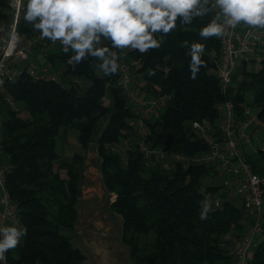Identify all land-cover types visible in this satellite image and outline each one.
Instances as JSON below:
<instances>
[{
  "label": "trees",
  "instance_id": "1",
  "mask_svg": "<svg viewBox=\"0 0 264 264\" xmlns=\"http://www.w3.org/2000/svg\"><path fill=\"white\" fill-rule=\"evenodd\" d=\"M7 3L0 0V11ZM214 14L195 18L189 25L178 21L177 28L162 37L159 49L146 54L134 50L118 53L127 61L139 60L131 70L133 88L152 92L159 87L161 93L171 96L161 117L148 123L147 141L151 145L189 154L206 149L191 131L190 122L214 123L217 105L226 98L215 76L218 37L203 40L199 36V30ZM17 29L23 41L37 33L23 17ZM184 41L205 45V66L195 80L191 79V58ZM46 45L52 43L37 42L36 48ZM260 54L256 71H247L246 62L238 64L230 92L238 111L246 99H251L257 115L254 128L258 131L264 124V49ZM70 55L59 47L56 54L50 52L42 61L61 73L60 82L34 81L23 72L4 84L0 99L2 161L8 168L7 188L19 208L21 223L28 229L20 246L9 252L10 264H85V255L63 233L64 229H72L77 220L84 161L82 153H74L69 161H58L56 138L67 128L76 131L82 150L91 142L96 145L104 186L116 195L110 208L122 219L121 239L128 246L132 264H230L222 240L226 233L242 230L245 222L241 207L229 201L201 220L206 195H224L219 186L203 183V178L211 175L210 168H147L133 146L123 162L111 147L122 150L127 122L134 114L117 87V73L104 75L94 68L98 61L91 57L73 70L66 64ZM86 82L89 84L83 86ZM105 92L108 102L103 104L100 98ZM5 97L22 106L28 116L11 110ZM60 169L65 170L66 177H61ZM142 236L149 241L140 244ZM248 264H264V238L252 250Z\"/></svg>",
  "mask_w": 264,
  "mask_h": 264
},
{
  "label": "built area",
  "instance_id": "2",
  "mask_svg": "<svg viewBox=\"0 0 264 264\" xmlns=\"http://www.w3.org/2000/svg\"><path fill=\"white\" fill-rule=\"evenodd\" d=\"M22 17L23 10L18 0H8L0 11V99L4 84L12 82L23 72L34 81L60 82L62 79L58 70L44 64L40 68L27 64L40 35L37 32L23 41L17 29ZM13 31L19 35L18 41L10 36ZM218 42L220 51L215 76L226 98L217 105L214 123L208 120L190 122L191 131L205 143L206 149L189 154L148 143V123L161 117L171 103V96L161 93L159 87H155L152 92L133 88L135 79L130 66L138 64L139 60L127 61L125 58L118 61L117 87L134 116L127 122V136L123 139L122 150L111 149L119 152L122 161L126 162L127 150L133 146L147 168L164 171L177 168L187 170L195 165L210 168L212 176H209L219 177V192L224 195L208 194L204 201L210 203V212H214L229 202V197L239 200L245 224L238 233H226L222 246L230 264H248L252 250L264 238V134L260 137L254 128L257 115L251 99H246L241 111H238L230 92L238 64L250 61L251 54H257L254 60L260 61V51L264 49V29L240 24L235 29L227 28L225 34L218 37ZM74 82L79 83L78 80ZM100 100L103 104L107 103L108 93L105 92ZM5 103L11 110L16 109V102L11 97H5ZM2 138L3 123L0 117V224L9 225L13 220H20V213L6 184L8 168L2 161ZM9 252L6 253L7 264H10Z\"/></svg>",
  "mask_w": 264,
  "mask_h": 264
},
{
  "label": "clouds",
  "instance_id": "3",
  "mask_svg": "<svg viewBox=\"0 0 264 264\" xmlns=\"http://www.w3.org/2000/svg\"><path fill=\"white\" fill-rule=\"evenodd\" d=\"M23 20L61 51L70 55L66 64L73 70L89 57L98 61L96 70L114 75L120 68L125 50L146 54L159 49L162 37L181 25H189L195 18L210 12L214 16L199 30L201 39L222 37L227 28L244 24L264 29V0H18ZM13 40L19 35L10 33ZM161 38H157V37ZM190 56L189 71L195 80L205 66L202 56L205 45L184 41ZM126 54V53H125ZM150 75L154 73H149ZM210 203L202 202L200 219H207ZM28 229L19 219L0 224V262L7 264L11 250L20 246Z\"/></svg>",
  "mask_w": 264,
  "mask_h": 264
},
{
  "label": "rangeland",
  "instance_id": "4",
  "mask_svg": "<svg viewBox=\"0 0 264 264\" xmlns=\"http://www.w3.org/2000/svg\"><path fill=\"white\" fill-rule=\"evenodd\" d=\"M46 41L47 39H40L37 42L45 44ZM57 44L59 43L57 42ZM50 47L48 45L41 49L35 47L29 62L31 59L43 61L50 52L56 54L57 49ZM255 56L258 57L257 54H251L250 61L246 62L247 71H256L260 67L259 61L254 60ZM33 66L36 68L41 67L38 64ZM130 68L132 70V66ZM51 69L56 71L54 68ZM82 82L85 81L82 80ZM88 84L86 82L82 85L87 86ZM15 111L23 117L28 116L22 111V106L17 103ZM261 125V130H257V134L260 137L264 134V124L261 123ZM56 150L59 154L58 161L60 162L64 160L69 161L74 153H82L84 155L81 170L80 195L76 205L77 220L72 229H64L63 233L69 234L68 237L73 247H77L83 254L87 255V263L90 262L89 264H132L128 246L121 239L122 219L110 208V203L116 198V195L107 191L104 186L99 169L101 159L97 154L95 143L91 142L86 150H82L76 140V131L67 128L62 129L56 138ZM60 175L63 178L66 177L65 170L60 169ZM220 181L217 176L211 177L207 175L203 178V183L207 185L218 186L220 185ZM229 200L233 204L240 206V202L236 197H229ZM148 238H151L150 235ZM147 239L142 236L140 244L149 241Z\"/></svg>",
  "mask_w": 264,
  "mask_h": 264
},
{
  "label": "crops",
  "instance_id": "5",
  "mask_svg": "<svg viewBox=\"0 0 264 264\" xmlns=\"http://www.w3.org/2000/svg\"><path fill=\"white\" fill-rule=\"evenodd\" d=\"M59 45H60V44H57V43H56V44H52L51 46L54 47V48H56V49H58V48L60 47ZM38 58H39V57H38ZM29 64H31V65H36V64H38V65H41V66H42L43 62H42V60H40V59H39V60H37V59H36V60H32V59H31L30 62H29ZM114 200H115V199H113V200L111 201V203H112ZM111 203H110V204H111ZM64 234L67 235V236H69L68 233H64ZM75 248H77V247H75ZM84 255H85V261H84V263H85V264H89L90 262L87 263V259H88V257H86L87 255H86V254H84Z\"/></svg>",
  "mask_w": 264,
  "mask_h": 264
}]
</instances>
